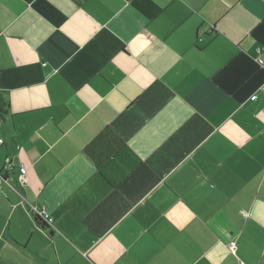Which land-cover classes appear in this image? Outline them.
<instances>
[{
	"label": "crops",
	"instance_id": "crops-1",
	"mask_svg": "<svg viewBox=\"0 0 264 264\" xmlns=\"http://www.w3.org/2000/svg\"><path fill=\"white\" fill-rule=\"evenodd\" d=\"M0 139V264H264V0H0Z\"/></svg>",
	"mask_w": 264,
	"mask_h": 264
},
{
	"label": "built area",
	"instance_id": "built-area-1",
	"mask_svg": "<svg viewBox=\"0 0 264 264\" xmlns=\"http://www.w3.org/2000/svg\"><path fill=\"white\" fill-rule=\"evenodd\" d=\"M262 50L263 49L259 48V47L255 50V53H256L255 60L257 61V64L261 67L263 66V61L260 60L258 58V56L260 55ZM255 98H256V96L251 97L252 100H254ZM0 144H2L1 139H0ZM5 162H6V164H11L10 158H7ZM19 168H20L19 169L20 170L19 182L24 183L25 182V174L27 173V169L24 167V165H20ZM5 182L7 183V181H5ZM31 211H32L31 215L33 216V218L38 219V221L43 223L45 226H48V227L53 226V221H52L51 217L48 215V212L44 208L38 209V207H32ZM235 248H236L235 242L229 241L228 242V250L231 253H233Z\"/></svg>",
	"mask_w": 264,
	"mask_h": 264
},
{
	"label": "trees",
	"instance_id": "trees-1",
	"mask_svg": "<svg viewBox=\"0 0 264 264\" xmlns=\"http://www.w3.org/2000/svg\"><path fill=\"white\" fill-rule=\"evenodd\" d=\"M39 224H41L42 226H45L43 223H41L40 221H38V219H35Z\"/></svg>",
	"mask_w": 264,
	"mask_h": 264
}]
</instances>
